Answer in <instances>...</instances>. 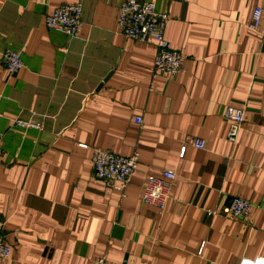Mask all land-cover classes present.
Here are the masks:
<instances>
[{"label": "crops", "instance_id": "crops-1", "mask_svg": "<svg viewBox=\"0 0 264 264\" xmlns=\"http://www.w3.org/2000/svg\"><path fill=\"white\" fill-rule=\"evenodd\" d=\"M75 1L0 0V47L22 60L11 74L0 60V221L11 246L0 264L264 256V0H154L182 56L173 77L153 67L152 40L118 29L125 0H82L75 36L46 26L56 6ZM255 5L263 15L252 30ZM227 106L244 111L234 142ZM95 148L139 153L123 191L92 176ZM163 169L175 179L159 211L140 195L147 176ZM236 195L252 203L248 216L218 214Z\"/></svg>", "mask_w": 264, "mask_h": 264}, {"label": "built area", "instance_id": "built-area-1", "mask_svg": "<svg viewBox=\"0 0 264 264\" xmlns=\"http://www.w3.org/2000/svg\"><path fill=\"white\" fill-rule=\"evenodd\" d=\"M82 0L71 3H64L56 6L52 13L45 19L48 28H58L70 36L79 33L82 26ZM263 15V8L255 5L251 11L248 27L256 30L259 27ZM170 18L165 11L156 9L154 0H125L119 9L117 27L127 38L145 42L152 40L155 46V56L153 67L166 76H176L182 69V56L165 37V29ZM0 60L5 69L11 74L16 72L22 65L19 52L0 47ZM224 117L229 122L226 139L234 142L243 122L244 111L241 108L227 106ZM136 123L141 122L140 116H135ZM16 125L38 127L37 124H28L18 120ZM0 131V151L3 146V135ZM192 144L196 148H204L206 140L203 138H193ZM80 146L87 147L81 143ZM92 176L101 179L106 184L123 191L129 183L131 175L135 172L139 153L136 151L128 156H123L109 150L95 148L92 151ZM175 179V173L163 169L158 175L150 174L145 179L140 201L144 204L155 206L159 211H163L171 196V190ZM252 207V203L247 198L233 196L217 212L228 219H245ZM209 215L215 214L214 210H206ZM203 245V244H202ZM200 248V251L202 250ZM11 252V246L2 238V222L0 221V262L7 259ZM94 264H127L126 262H109L101 257L95 260ZM238 264H264V256L247 257L242 256Z\"/></svg>", "mask_w": 264, "mask_h": 264}]
</instances>
